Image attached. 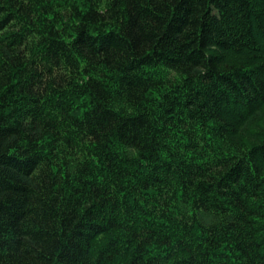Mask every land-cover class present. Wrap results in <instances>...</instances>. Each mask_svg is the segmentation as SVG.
I'll return each mask as SVG.
<instances>
[{"label":"trees","instance_id":"trees-1","mask_svg":"<svg viewBox=\"0 0 264 264\" xmlns=\"http://www.w3.org/2000/svg\"><path fill=\"white\" fill-rule=\"evenodd\" d=\"M0 264H264V0H0Z\"/></svg>","mask_w":264,"mask_h":264}]
</instances>
